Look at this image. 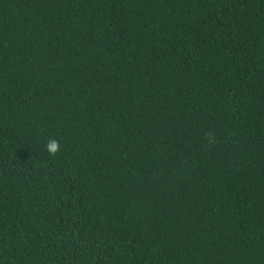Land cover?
Wrapping results in <instances>:
<instances>
[{
	"label": "trees",
	"instance_id": "obj_1",
	"mask_svg": "<svg viewBox=\"0 0 264 264\" xmlns=\"http://www.w3.org/2000/svg\"><path fill=\"white\" fill-rule=\"evenodd\" d=\"M0 264H264V0H0Z\"/></svg>",
	"mask_w": 264,
	"mask_h": 264
},
{
	"label": "clouds",
	"instance_id": "obj_2",
	"mask_svg": "<svg viewBox=\"0 0 264 264\" xmlns=\"http://www.w3.org/2000/svg\"><path fill=\"white\" fill-rule=\"evenodd\" d=\"M205 140L209 145L216 142L215 133L213 131H207L204 134ZM44 150L48 153L50 157H55L61 151L60 141L49 137L44 145Z\"/></svg>",
	"mask_w": 264,
	"mask_h": 264
}]
</instances>
